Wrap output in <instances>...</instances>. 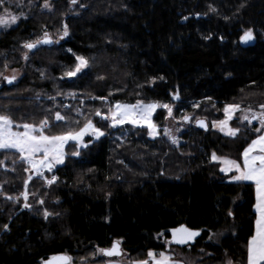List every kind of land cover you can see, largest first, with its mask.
<instances>
[{"label":"trees","instance_id":"1","mask_svg":"<svg viewBox=\"0 0 264 264\" xmlns=\"http://www.w3.org/2000/svg\"><path fill=\"white\" fill-rule=\"evenodd\" d=\"M20 1L27 19L0 33V73L7 65L23 77L0 85V114L16 123L47 118L53 135L78 130L90 119L106 136L69 156L51 186L33 180L29 210L6 198L24 191L25 163L16 153L0 152V264H42L58 254L76 264H102L93 254L115 240L131 261L145 259L149 250L166 251L168 231L184 224L203 234L191 248L170 247L186 254L182 263L191 264L203 251L194 264H246L247 241L255 232V187L229 183L211 154L240 158L257 136L255 127L233 120L240 132L230 138L190 125L179 145L162 132L152 141L144 130L126 134L99 120L95 111L107 113V104L92 97L174 104L175 119L194 114L210 124L223 119L227 104L260 108L264 0H51L52 12L40 11L45 0ZM64 24L69 36L58 45L23 47L45 31L62 33ZM247 29L255 39L245 44L240 37ZM73 53L88 58L90 68L68 78ZM177 91L180 100L174 101ZM57 111L66 122L55 120ZM165 115L159 112L156 123L162 125ZM44 209L54 215L45 219Z\"/></svg>","mask_w":264,"mask_h":264},{"label":"snow or ice","instance_id":"2","mask_svg":"<svg viewBox=\"0 0 264 264\" xmlns=\"http://www.w3.org/2000/svg\"><path fill=\"white\" fill-rule=\"evenodd\" d=\"M78 0H71L72 4H76ZM6 5V0H0V6ZM43 7L50 9L52 6L50 0H45ZM216 11L215 8L211 9ZM21 18L27 19V16L21 13L16 15L12 13L7 6L3 8V12L0 13V29H7L17 24ZM188 19L187 17L184 18ZM69 36L68 25H63L62 35L60 39H64ZM211 39V37H207ZM255 39L253 29H247L244 31L240 40L247 44ZM58 43L53 41L50 34L45 31L40 39L26 42L23 47L29 51L36 49L41 44ZM68 51L71 52V49ZM75 56L74 65L64 72V76L68 78L77 77L78 74L85 73V70L90 68V62L88 58L82 55ZM25 60L28 59V53H24ZM7 68V65H5ZM3 76V73H0ZM103 79V77H97ZM3 79L7 83L12 84L16 79V75L3 76ZM163 79V77H160ZM155 78H153V83ZM75 98V93H70ZM93 99L107 100L106 97H92ZM49 99L55 100V97H49ZM174 100H179V92L177 91L173 95ZM210 99V98H209ZM199 107V105H195ZM65 107H70L66 105ZM163 108L167 110V115L170 118L175 119L173 116V107L170 104H160L158 102L145 103L143 100H137L135 104H125L117 102L114 105L108 107L107 113H102L97 109L95 115L100 117L101 120L108 122V126L115 128L124 124H131L137 127H143L147 129L149 136L155 138L160 135L159 126L153 121V114L157 109ZM261 111L259 113L252 111L251 107L242 108L240 104H227L223 107V119L212 121V127L223 133L228 137H236L240 129L231 127V121L235 118L240 121H247L251 124L253 121H259V127L254 131L261 133L255 139H252L247 147L242 152V162L236 159H231L227 156H219L215 152L211 154V160L217 162L221 167L219 171L222 173L236 174L231 177L232 181L240 182H252L255 185L256 202H255V232L251 238L247 241L246 250L247 258L246 264H264V104L260 105ZM240 113L237 117L236 113ZM78 114L83 115L78 110ZM56 121H67V117L61 115L59 111L54 113ZM183 121H191L192 117L184 115ZM79 123V121H76ZM196 123L199 127L207 130L208 124L204 120H197ZM50 121L45 118L35 123H16L11 116L0 114V150L14 149L21 156V159L27 162L29 169L26 171L35 172L36 176H39L46 180L50 186L54 184L58 177L53 175L51 179L44 176V172H52L56 166L65 163V159L68 153L65 151L66 145L72 142L73 148L76 151L71 153L72 156H79L81 148H87L89 145L85 142V137H94L99 140L105 136L106 133L93 123L92 120L86 119V122L78 130H68L55 135L46 134V130L51 128ZM163 133L167 136L171 143L178 145V138L173 136L168 128L163 129ZM2 163V162H0ZM32 176L29 175L28 180L25 181L24 191L20 193V196L12 197L7 196L8 200L19 202L23 197V207L31 208L32 205L28 203V182L32 180ZM2 190V186H0ZM110 195V194H109ZM41 205L44 201L39 200ZM54 213L44 209L43 216L48 219L53 216ZM231 215V213H229ZM7 229V225L4 226ZM172 232V242L176 244H187L189 241L194 240L195 237L200 235V231H194L186 226L181 225L179 228H174ZM162 235V234H161ZM211 239V237H209ZM122 241L115 240L109 248H98L97 252L93 255H99L102 257H121L124 255V251L121 247ZM147 258L130 261V264H181V262L175 260L172 255L166 252H156L149 250L147 252ZM44 264H72V257L68 255L53 256L51 259L44 261ZM107 264H120L119 261L108 260ZM228 264H233L232 261H228Z\"/></svg>","mask_w":264,"mask_h":264},{"label":"rangeland","instance_id":"3","mask_svg":"<svg viewBox=\"0 0 264 264\" xmlns=\"http://www.w3.org/2000/svg\"><path fill=\"white\" fill-rule=\"evenodd\" d=\"M78 2H79V0H78ZM78 2H77V4H78ZM24 4V2L23 1H20V0H6V5H2V6H0V13H2L3 12V8L5 7V6H7L8 8H9V10L12 12V13H14V14H16V15H20L21 13H23L24 15H26L27 16V13L26 12H24L23 11V8L21 7L22 5ZM43 4H44V2L41 4V10L40 11H42V12H52L53 10V7H51L50 9H46V8H44L43 7ZM50 4H51V6H52V1L50 0ZM21 19H23V18H21ZM20 19V20H21ZM18 24H19V22L17 23V24H15V25H13L12 27H10V28H7V29H0V33H2V32H6V31H9V30H11V29H13V28H15V27H17L18 26ZM49 33V32H48ZM50 34V36H51V38L53 39V41H58V43H56V42H54V43H52V44H48L49 46H54V45H58L59 43H61L62 41H63V39H60V36L62 35V33H59V34H52V33H49ZM28 53V55H29V51L27 52ZM12 75H16V77H17V79L15 80V83H17L19 80H21V78L23 77V72H22V70L21 69H11V68H6L5 69V71H4V73H3V76H9V77H11ZM81 74H78L77 75V77L78 76H80ZM3 76H1L0 77V85L2 86V85H4V84H6V80H4L3 79ZM77 77H74V78H77ZM72 100L73 101H76V98H72ZM105 101V100H104ZM77 102V101H76ZM106 102V104H107V108H108V106H110V105H114L115 103H117V102H115V103H109V100H106L105 101ZM120 103H123V102H120ZM145 103H147V102H145ZM149 103H152V102H149ZM159 103V102H158ZM125 104H131V103H125ZM133 104H135V103H133ZM160 104H165V103H160ZM167 104V103H166ZM66 105H69L70 107H65ZM170 105H172V107H173V112H174V109H175V105L174 104H170ZM71 108V105H70V103L69 102H67L66 101V103H65V105H64V109L65 110H69ZM108 110V109H107ZM252 111H255V112H257V113H259L260 111H261V108H258V109H252ZM159 112H165L166 113V115H165V118H164V122H163V124L162 125H159L158 123H156V121H155V116L156 115H158V113ZM239 114V115H238ZM185 115H188V116H191L192 117V120L191 121H183V119H182V117L184 116H182L180 119H173V118H170V117H168V115H167V110L166 109H163V108H159V109H157L156 110V112L153 114V121H154V123H156L158 126H159V128H160V135H161V132H162V135L166 138V139H168L169 141H171L167 136H165L164 135V133H163V129L164 128H168L170 131H171V133H172V135L173 136H175V137H177L178 138V141H179V143H178V145L180 144V134L184 131V130H186L190 125H193L194 127H196L195 126V124H196V121L197 120H199V119H202V118H198V117H196L194 114H185ZM236 116L237 117H239L240 116V113L238 112V113H236ZM99 118V120H101L100 119V117H98ZM234 120H237V119H234ZM102 122H106V121H103V120H101ZM239 121V123L242 125V124H244V125H246V126H248L249 128H252L253 126L255 127V128H258V126H259V122H252L251 124H249L247 121H240V120H238ZM258 121V120H257ZM57 122H60V121H57ZM209 122V121H208ZM94 123V122H93ZM108 123V122H107ZM209 125H210V128L212 127V123L210 124L209 123ZM112 128V127H111ZM51 129V128H50ZM50 129H47L46 130V134H48V135H53L49 130ZM113 130H123V132L124 133H126V134H129L130 132H132V131H134V130H144L145 131V133H146V136L150 139V140H152V141H156V140H158L159 138H160V135L159 136H157V137H155V138H153V137H151V136H149L148 135V133H147V129L146 128H143V127H137V126H133V125H131V124H124V125H121V126H118V127H115V128H112ZM215 129V128H214ZM211 130H213L212 128H211ZM217 130V129H216ZM215 131V130H214ZM106 136V135H105ZM105 136H103V137H101L99 140H96L94 137H85V142H87L88 143V145L90 146V145H92L93 143H95V142H98V141H100V140H102V138H104ZM83 149H85V148H81V149H79V151L81 152ZM77 149L76 148H73V146H72V142H69V144L68 145H66V148H65V151L68 153V155H67V157H66V159H65V162H66V160H67V158L69 157V156H72L71 155V153L73 152V151H76ZM0 152H12V153H16V154H18L19 155V157H20V160L21 161H23L24 163H25V167H26V169H29V166L27 165V162L26 161H24L23 159H21V156H20V154L18 153V152H16L14 149H7V150H0ZM74 157H78V156H74ZM65 164V163H64ZM64 164H62V165H64ZM62 165H58V166H56V168L52 171V172H47V171H45L44 172V176L45 177H47L48 179H50L51 177H50V174L52 175L54 172H56V170H57V168L58 167H60V166H62ZM4 168V167H3ZM26 173L28 174V177H29V175H31L33 178H32V180L31 181H29L28 182V186H29V184L33 181V180H36V179H41V180H43L44 181V183L47 185V186H49L48 184H47V182H46V180L45 179H43V178H41V177H39V176H36V174H35V172H34V170L33 171H26ZM28 180V179H27ZM51 186V185H50ZM27 190H28V188H27ZM1 191V190H0ZM29 200V199H28ZM237 201V200H236ZM235 201V202H236ZM20 206H21V208H22V210H29V208H24L23 207V204H24V201H23V197H21L20 198ZM29 203V202H28ZM165 242V246H166V251H163V252H166V253H169L170 255H172L173 256V258L175 259V260H177V261H179V259H181V258H184V257H186L185 255L186 254H181V252L179 251V250H172V248H170V246H169V243H168V241H164ZM169 248V249H168ZM97 252V251H96ZM200 254H196L195 256H193L192 258H193V261L191 262V264H194V262L195 261H197V260H201L202 258H203V254H204V252L203 251H201V252H199ZM184 255V256H183ZM205 255V254H204ZM97 257H98V255H96ZM185 259V258H184ZM43 263V262H42ZM83 263V262H82ZM72 264H74L73 263V261H72ZM84 264V263H83Z\"/></svg>","mask_w":264,"mask_h":264},{"label":"water","instance_id":"4","mask_svg":"<svg viewBox=\"0 0 264 264\" xmlns=\"http://www.w3.org/2000/svg\"><path fill=\"white\" fill-rule=\"evenodd\" d=\"M42 45H45V44H42ZM35 50V49H34ZM14 83V82H13ZM12 83V84H13ZM6 84L7 85H12V84H9V83H7V81H6ZM180 100V99H179ZM179 100H174V101H179ZM199 120H204L207 124H208V128H207V130H205V129H203V128H201V127H199V125L196 123L195 124V126H196V128L197 129H199V130H201V131H204V132H208L209 130H210V125H209V123H208V121L206 120V119H199ZM183 226H186L187 228H189L187 225H183ZM180 226H178V227H176V228H179ZM174 229V228H173ZM189 229H191V228H189ZM171 230L172 229H170L169 231H168V235H169V239H168V243H169V246L170 247H178V248H191L192 246H194L195 244H196V242L201 238V236H202V234H203V232L201 231V230H196V229H191V230H194V231H200V235L199 236H197V237H195L194 238V240H192V241H189L187 244H176L175 242H172V232H171ZM121 247H122V243H121ZM169 249V248H168ZM59 255H65V254H58V255H54V256H59ZM67 255V254H66ZM68 256H70V255H68ZM53 257V256H52ZM52 257H50L49 259H51ZM71 257V256H70ZM48 259V260H49ZM44 264V263H43Z\"/></svg>","mask_w":264,"mask_h":264},{"label":"crops","instance_id":"5","mask_svg":"<svg viewBox=\"0 0 264 264\" xmlns=\"http://www.w3.org/2000/svg\"><path fill=\"white\" fill-rule=\"evenodd\" d=\"M235 119V118H234ZM233 119V120H234ZM232 120V121H233ZM231 121V122H232ZM230 122V123H231ZM254 122H259V121H254ZM260 126V125H259ZM258 126V127H259ZM232 127V126H231ZM213 130H215V131H217V132H220V131H218V130H216V129H214L213 127H211ZM221 133V132H220ZM257 133V132H256ZM223 134V133H222ZM261 133H257V136L258 135H260ZM224 135V134H223ZM225 136V135H224ZM256 136V137H257ZM228 137V136H227ZM230 138H233V137H230ZM235 138V137H234ZM236 160H238V161H241L242 162V155L240 156V158H238V159H236ZM215 163H217V162H215ZM220 167H221V165H220ZM222 173V172H221ZM223 175H225V176H228V182L229 183H237V182H235V181H232L231 180V177L233 176V175H235L236 173L235 172H232V173H227V174H225V173H222ZM240 183H246V184H253L252 182H240ZM254 185V184H253ZM254 187H255V185H254ZM255 198H256V193H255ZM256 214V213H255ZM112 261H119L120 262V264H130V259L128 258V256L127 255H124L123 257H120V258H117V259H112ZM108 262V261H107ZM107 262L105 263V264H107ZM179 262H181V264H184V263H182V261H181V259H179Z\"/></svg>","mask_w":264,"mask_h":264},{"label":"flooded vegetation","instance_id":"6","mask_svg":"<svg viewBox=\"0 0 264 264\" xmlns=\"http://www.w3.org/2000/svg\"><path fill=\"white\" fill-rule=\"evenodd\" d=\"M111 247V246H110ZM107 248H109V247H107ZM122 249H123V251H124V255H127L128 256V254H127V252L124 250V248H123V245H122ZM123 255V256H124ZM123 256H121V257H123ZM98 258H100V259H103V260H105V262L104 263H102V264H105L108 260H112V259H117V258H120V257H112V258H108V257H102V256H99L98 255ZM73 261V260H72ZM43 263H44V261H43ZM42 263V264H43ZM73 263H74V261H73ZM84 264H87V263H85V262H83ZM83 263H81V264H83ZM74 264H76V263H74Z\"/></svg>","mask_w":264,"mask_h":264},{"label":"built area","instance_id":"7","mask_svg":"<svg viewBox=\"0 0 264 264\" xmlns=\"http://www.w3.org/2000/svg\"><path fill=\"white\" fill-rule=\"evenodd\" d=\"M27 165H28V164H27ZM28 166H29V165H28ZM53 175L57 176L56 172H54V173L52 174V176H53ZM52 176H51V177H52Z\"/></svg>","mask_w":264,"mask_h":264},{"label":"bare ground","instance_id":"8","mask_svg":"<svg viewBox=\"0 0 264 264\" xmlns=\"http://www.w3.org/2000/svg\"><path fill=\"white\" fill-rule=\"evenodd\" d=\"M209 123V122H208ZM51 179V178H50ZM114 258V257H113Z\"/></svg>","mask_w":264,"mask_h":264}]
</instances>
